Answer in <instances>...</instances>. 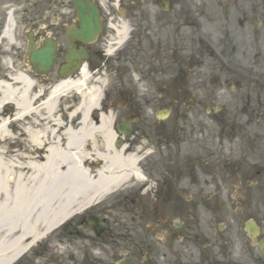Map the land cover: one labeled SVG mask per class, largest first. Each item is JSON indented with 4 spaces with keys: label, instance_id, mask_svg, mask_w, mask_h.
<instances>
[{
    "label": "flooded vegetation",
    "instance_id": "obj_1",
    "mask_svg": "<svg viewBox=\"0 0 264 264\" xmlns=\"http://www.w3.org/2000/svg\"><path fill=\"white\" fill-rule=\"evenodd\" d=\"M74 1L0 0V42L4 10L11 7L14 30L26 29L22 62L35 79V105L60 83L71 45L75 64L70 82H83L82 90L101 89L92 122L98 125L101 115H109L113 149L140 160L150 152L152 169L140 168L143 180L129 178L100 201L78 202L84 206L80 212L37 238L16 243L20 251L9 255L8 264H264V170L254 171L248 152L235 161L224 157L217 136L207 133L208 124H221L205 117L218 112L201 106L207 101L217 105L222 93L201 90L206 75L201 40L218 33L228 45L254 43V34L264 33V0H87L97 8L100 23L88 43L69 37L80 26ZM227 33L234 40L225 39ZM30 37L35 45L40 41L39 48L46 38L56 43L55 66L48 75L31 69ZM166 77L170 82L161 80ZM82 90L73 89L70 104L58 108L65 110L59 114L62 124L70 110L77 126ZM185 101L192 105L181 111ZM202 108L203 117L190 121L189 112ZM30 117L23 122L27 128L38 131L49 124L32 126ZM249 124L242 128L248 130ZM18 126L13 135L20 133ZM208 135L216 143L208 144ZM19 140L12 147L31 151L27 138ZM96 141L94 147L86 138L78 156L101 166L95 152L106 147L101 137ZM48 142L44 134L36 148L42 157Z\"/></svg>",
    "mask_w": 264,
    "mask_h": 264
},
{
    "label": "bare ground",
    "instance_id": "obj_2",
    "mask_svg": "<svg viewBox=\"0 0 264 264\" xmlns=\"http://www.w3.org/2000/svg\"><path fill=\"white\" fill-rule=\"evenodd\" d=\"M8 24L3 34L12 42L11 18ZM125 34V29L119 31L120 36ZM6 65L9 68L8 62ZM85 77L83 73L82 78ZM33 83L22 73H8L6 80H0V113L11 109L15 117L13 121L19 123L21 129L20 133L13 135L10 123L0 120V231L5 229L4 238L0 241V264H8L9 255L18 254L20 250L16 243L25 238H37L42 232L56 227L61 220L80 212L84 206H76L78 202L100 201L122 187L130 177H139L138 158L128 154L127 150H114L112 147L114 135L108 126L110 116L101 115L98 125L90 118L92 108L98 104L100 88L82 90L83 82L61 81L40 105L34 107L38 92L34 91ZM71 89L87 92L76 111L81 115L77 126L73 125L74 112L68 110L66 123L62 124L63 119L59 117L65 113V110L58 109L61 100ZM29 115L32 126L36 121L49 124L42 125L38 131L27 128L23 122ZM44 134L49 142L42 157L36 148L43 142ZM20 137L27 138L28 147L33 150L22 152L12 147L21 143ZM97 137H101L106 147L103 152H95L101 166L87 164L78 156V153H83L80 147L86 138L96 145ZM87 165H90L89 170ZM38 227L43 231L38 232Z\"/></svg>",
    "mask_w": 264,
    "mask_h": 264
},
{
    "label": "rangeland",
    "instance_id": "obj_3",
    "mask_svg": "<svg viewBox=\"0 0 264 264\" xmlns=\"http://www.w3.org/2000/svg\"><path fill=\"white\" fill-rule=\"evenodd\" d=\"M220 35L222 37V34ZM220 35L214 33L213 36L217 42H214L212 47L215 48L214 54L217 53L216 56L223 64V68H220L223 88L221 95L218 96V101L221 106L224 105V109L217 111L218 113L214 116L205 117L208 123L212 119V121L215 120L221 124L220 126L208 124L207 133L217 136L218 141L222 144V152L226 159H234L238 157V154L243 152L247 154L248 152L251 155L249 163L254 165V171L264 170V33L254 34V43L251 40L253 35H249L251 42L247 43L248 40L247 42L244 40V47L238 46L242 44L241 40L236 42V46H230L226 44V40H221ZM223 36L225 39L232 38L234 40L235 35L227 33ZM19 47H21L19 51L22 50V44H19ZM195 49L196 46L194 51ZM11 58H5L4 72L11 73V75L22 73L20 65L10 64L8 68L6 62L12 60ZM203 60L205 69L215 67L213 59H210L212 62L209 59ZM227 66L232 69L230 74L235 80L233 83H226V80L231 79L229 72H225L228 70ZM2 78L6 80V77ZM61 104L67 103L63 101ZM191 105L192 103L185 101L181 104L180 109L186 111L184 110L185 106ZM201 106L209 107V109L215 107L208 101ZM204 114V108H202L198 111H190L188 116L193 122V118L197 120ZM248 122L250 123L249 129L245 130L242 127L248 125ZM229 123L231 125H228ZM210 135L207 136V143H216V139L209 140ZM147 157L148 160L145 159L143 165L151 170L152 163L149 154Z\"/></svg>",
    "mask_w": 264,
    "mask_h": 264
},
{
    "label": "water",
    "instance_id": "obj_4",
    "mask_svg": "<svg viewBox=\"0 0 264 264\" xmlns=\"http://www.w3.org/2000/svg\"><path fill=\"white\" fill-rule=\"evenodd\" d=\"M77 10L80 20H81V30L79 31L78 36L80 39L84 41L89 40L93 36V31L98 26L97 19H96V10L90 4L88 7L83 5L81 2L77 3ZM53 50L49 49L45 51H39L32 55V64L35 66L40 72H44L49 70L50 66L53 63ZM72 58H68L66 60V67L67 69L70 64Z\"/></svg>",
    "mask_w": 264,
    "mask_h": 264
}]
</instances>
